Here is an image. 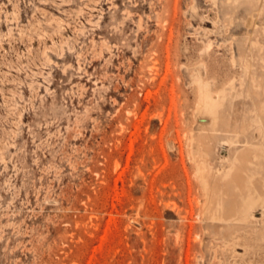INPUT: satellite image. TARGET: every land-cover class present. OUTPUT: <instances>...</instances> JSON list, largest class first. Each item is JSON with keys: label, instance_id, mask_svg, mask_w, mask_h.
Masks as SVG:
<instances>
[{"label": "rangeland", "instance_id": "1", "mask_svg": "<svg viewBox=\"0 0 264 264\" xmlns=\"http://www.w3.org/2000/svg\"><path fill=\"white\" fill-rule=\"evenodd\" d=\"M196 71L237 80L214 136ZM260 112L264 0H0V264H264L263 192L215 220L194 162L264 148Z\"/></svg>", "mask_w": 264, "mask_h": 264}, {"label": "bare ground", "instance_id": "2", "mask_svg": "<svg viewBox=\"0 0 264 264\" xmlns=\"http://www.w3.org/2000/svg\"><path fill=\"white\" fill-rule=\"evenodd\" d=\"M225 18L227 19V17ZM252 20L253 18L251 16L250 21L252 22ZM248 23L251 24L250 22ZM249 64H250V61H249ZM203 68H204V65H203ZM249 70H250V66L247 63L244 66L245 74H248ZM236 82L237 80L234 79L232 82L229 83L230 85L228 84L229 87L227 85V88L225 87L226 89L223 88V90L217 92V91H214V88H213V87H216L215 86L216 83L214 84L213 82H208L207 80H205V77L200 72L193 74L192 83L198 86L199 92H200L198 103H197V108L200 113H203L206 116H209L212 121L211 124H209L208 126L202 127V130L205 131L208 135L214 136L216 133L222 131L219 129L221 120H222L221 109L226 105L227 101L230 99V96L232 95L231 93L236 91V87H237ZM240 84L242 88L245 86L246 77L241 78ZM238 91L239 90H237L236 92ZM215 93H217L216 94L217 97H215ZM262 114L263 113H261L260 115L258 114L257 122L259 123L260 128L262 127L264 129V122H263L264 119H263ZM241 133L243 132L235 131L234 136L230 140L232 142H235L236 140L241 142L242 141ZM244 142H246L247 144H250V146L242 148V150L240 151H238V149L235 150L234 156H231L225 162H222L223 168L225 171L224 173L220 175H216L214 173V169L209 164L208 159H205L199 156L194 157V162L196 164V174L199 177L198 179L201 180V183L203 182L205 184L207 190H211L212 188V192L213 191L215 192L216 186L218 187L217 192L219 194V197H218L219 206L217 209L213 211V208H212L213 201L211 205H209L210 202H208L209 203L208 205L211 206V208L209 207L208 213H210L212 217H214L213 219L220 220L221 222H224L227 224L232 223V222H243V221H246L247 217L250 218V215H251L250 212L254 209L256 205L252 199V193L253 192H263L264 194V177L262 176V173L260 172L261 165H260V162L257 163L255 161L256 155L259 156V158L262 161L264 160V148L251 144L252 142L248 138H245ZM251 166H255V168L251 169ZM214 179H216V181H214ZM207 195L208 194H206V196ZM262 198L263 197L261 195V199Z\"/></svg>", "mask_w": 264, "mask_h": 264}]
</instances>
